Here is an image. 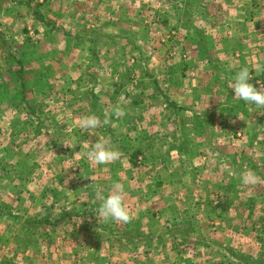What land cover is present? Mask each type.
<instances>
[{
  "label": "rangeland",
  "instance_id": "obj_1",
  "mask_svg": "<svg viewBox=\"0 0 264 264\" xmlns=\"http://www.w3.org/2000/svg\"><path fill=\"white\" fill-rule=\"evenodd\" d=\"M15 1V21L0 4V264H264V107L229 87L264 64V0H145L133 36L93 39ZM88 114L102 126L80 129ZM100 140L119 158L90 161ZM115 183L128 223L99 217Z\"/></svg>",
  "mask_w": 264,
  "mask_h": 264
},
{
  "label": "crops",
  "instance_id": "obj_2",
  "mask_svg": "<svg viewBox=\"0 0 264 264\" xmlns=\"http://www.w3.org/2000/svg\"><path fill=\"white\" fill-rule=\"evenodd\" d=\"M147 1L150 2V0ZM46 2L51 3H49L50 7L55 6L63 9V15H65V17L60 18V22H57L56 26L60 24L61 29L59 28L58 30L63 31L60 38L66 39L69 36L70 38H78L81 36L86 39L105 38L106 35H104V33L106 32H110L109 37L121 38V35L118 36L115 33L123 32L125 37L130 38L136 33L135 31L140 28L139 24H144V14L149 15L151 11L148 4L144 5L145 0H46ZM159 2H161L162 7L172 8V3L168 0H161ZM91 3L92 5L90 7L89 5ZM0 4L4 6L5 9L9 8L7 9L8 13H10L8 10L13 13L11 15L13 16L11 17L13 21L19 17L14 12L15 8L18 6L15 0H1ZM61 12L62 11H60V13ZM89 15L90 17H87ZM29 20H32L31 16ZM178 20L179 16H177L173 22H178ZM5 22L10 23V19H2V23ZM46 25L50 26V29L46 30ZM44 28L45 34H47L48 37H54L51 33V30H54L53 23L49 22V24H45ZM40 29L37 25L34 26L33 37L35 39L41 35L40 31L42 29ZM42 34L43 37H45L43 32ZM43 51H46V49ZM46 52L43 53L46 54ZM114 54H119V52H114Z\"/></svg>",
  "mask_w": 264,
  "mask_h": 264
},
{
  "label": "clouds",
  "instance_id": "obj_3",
  "mask_svg": "<svg viewBox=\"0 0 264 264\" xmlns=\"http://www.w3.org/2000/svg\"><path fill=\"white\" fill-rule=\"evenodd\" d=\"M252 71L264 73V64L258 62L252 70L249 67L241 68L233 76L229 87L232 90L234 99L238 101L242 100L247 104H253L258 107H264V91L251 83ZM115 115L123 116L124 112L122 109L117 108L115 109ZM103 123H108L107 119ZM101 126L102 122L100 118L94 114L83 115L78 121V127L82 130L91 131ZM87 156L90 161L99 166L115 161L119 158L120 153L118 150L110 147L107 141L100 140L90 146ZM242 181L245 184H255L257 183V177L254 173L249 172L242 176ZM123 194L124 187L120 183H115L106 196L99 191L96 193L97 198L101 201L98 212L102 220L121 223H128L130 221L131 216L129 210L124 205Z\"/></svg>",
  "mask_w": 264,
  "mask_h": 264
},
{
  "label": "trees",
  "instance_id": "obj_4",
  "mask_svg": "<svg viewBox=\"0 0 264 264\" xmlns=\"http://www.w3.org/2000/svg\"><path fill=\"white\" fill-rule=\"evenodd\" d=\"M63 213H64V212H63ZM64 214L68 215L66 212H65ZM64 214H63V215H64ZM44 223H48V224H49L50 222H48V220L45 219V222H44ZM54 223H55V222H54Z\"/></svg>",
  "mask_w": 264,
  "mask_h": 264
}]
</instances>
